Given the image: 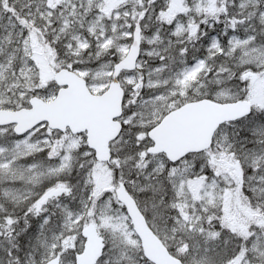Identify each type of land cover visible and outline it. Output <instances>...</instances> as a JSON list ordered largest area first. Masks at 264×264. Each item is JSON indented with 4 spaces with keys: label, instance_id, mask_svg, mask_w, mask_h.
Wrapping results in <instances>:
<instances>
[{
    "label": "snow or ice",
    "instance_id": "snow-or-ice-1",
    "mask_svg": "<svg viewBox=\"0 0 264 264\" xmlns=\"http://www.w3.org/2000/svg\"><path fill=\"white\" fill-rule=\"evenodd\" d=\"M0 264H264V0H0Z\"/></svg>",
    "mask_w": 264,
    "mask_h": 264
}]
</instances>
